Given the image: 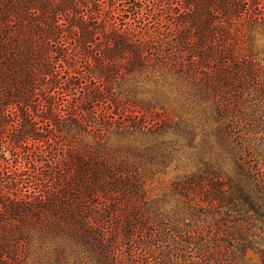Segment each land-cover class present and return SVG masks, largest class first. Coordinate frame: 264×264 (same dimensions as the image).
<instances>
[{"label": "trees", "instance_id": "16d2710c", "mask_svg": "<svg viewBox=\"0 0 264 264\" xmlns=\"http://www.w3.org/2000/svg\"><path fill=\"white\" fill-rule=\"evenodd\" d=\"M241 22L250 58H237L231 43ZM256 30L264 34V0H0V264H25L33 247L84 264H168L164 244L173 233L196 246L190 264H254L249 251L264 264V47ZM167 77L183 106L210 126L198 170L172 183L193 225L178 232L180 223L150 204L121 211L105 230L116 195L141 202L145 193L138 167L113 160L97 134L140 125L156 136L142 156L149 174L182 150L166 134L194 147L197 127L164 105ZM148 115L155 125L144 126ZM53 133L69 147L44 160L48 148L38 145H53ZM26 146L40 157L43 181L61 165L56 192H23ZM100 198L103 212L86 210Z\"/></svg>", "mask_w": 264, "mask_h": 264}, {"label": "rangeland", "instance_id": "374dc122", "mask_svg": "<svg viewBox=\"0 0 264 264\" xmlns=\"http://www.w3.org/2000/svg\"><path fill=\"white\" fill-rule=\"evenodd\" d=\"M178 12L177 7L173 9L172 17ZM147 14L144 15V18ZM171 17V18H172ZM142 19V18H141ZM140 19V20H141ZM139 20V21H140ZM147 22L146 20H141ZM139 25V23H137ZM156 23L151 21L149 26L153 27ZM148 26V27H149ZM247 26L244 22L239 24H235L232 27V37L231 43L235 46V54L237 58H250V42L247 39ZM254 35L257 38V43L262 48L264 47V34L260 30H256ZM252 53V52H251ZM151 56V55H150ZM157 56L156 53H153V56ZM195 71L198 73L199 68H196ZM204 72V71H203ZM168 83L162 87V91L165 92L166 98L164 99V105L171 110L170 112L173 114H177L185 119H190V122L193 123L197 127L198 135L195 137L194 142L197 144V147H190L189 140L177 136L174 133H168L164 136L166 139H178L182 147V150L179 154H177L176 160L170 164L165 170L157 172L155 174H149L147 168L144 166L145 157H142L147 153L148 147L155 143V140L158 139L156 136L151 134L144 133L140 128L141 126H137L138 128H129V131L122 132L116 131L106 134H97V139H100L102 142L106 143V149L110 153V156L113 160L119 161L121 158L129 159L136 165L138 168L136 171L133 169V173H139L142 176L143 180V190L145 193V198L141 199V202L138 200H130L127 196H123L122 194L116 195L115 205L116 212L111 218L107 220L106 223L103 224L105 230H109L111 224H114V220L119 219L121 216V211H126L128 207H135L137 210L142 207H148V205L152 204L157 206L160 212L168 215V221H174L175 223H180L178 226V232L184 227L183 224L191 223L193 225V221L187 209L183 206L182 201L172 193V183L176 178L182 177L184 174L192 173L198 170L200 166L198 155L202 153L201 148L204 146V133L203 131L209 130V125H204L200 120L201 116L198 114H193L190 110L183 106L182 101L180 102L178 98L175 96L173 92L175 90V86L177 81L172 80V77H167ZM155 88L154 86H151ZM149 86L148 88L151 89ZM144 91L145 97H150L152 92L149 89ZM82 92H84L82 90ZM73 93V92H71ZM71 93H67L64 95V103L66 106L64 109H68V101L72 99ZM142 96V95H141ZM103 110L110 111L113 107L112 104L107 102L101 105ZM175 120H179L180 117H174ZM144 126L150 127L155 125V121L151 116H146L143 119ZM41 128H48L41 121L39 122ZM53 145L50 144H41L38 145L39 149L48 148L49 153H44L47 157H44V160L55 161L56 158L63 156L64 151L69 147L68 144L61 139L62 135L58 133L51 134ZM41 146V148H40ZM147 149V150H146ZM47 150V149H46ZM208 157V156H207ZM22 165L26 166V171L23 173V181L20 182V186L24 189L23 192L27 194L28 198H33L34 196H41V189H47L50 193H54L58 190L57 182L55 181V175H60L62 172V167L59 163L54 164L53 170L50 171L48 179L43 181L41 177L37 176L38 167L35 161L39 160L38 154L33 152L30 146L25 147V152H22ZM51 164L46 165V169H49ZM14 170V167L11 168ZM51 169V168H50ZM57 171V172H56ZM59 171V173H58ZM56 173V174H55ZM12 177L16 178L17 175L12 174ZM21 178V176H19ZM55 181V182H54ZM16 187V186H15ZM135 202H139L138 205ZM86 210L90 212V207L92 206L94 213L96 210L103 212L104 208L108 206L107 199L100 198L96 199L90 204H86ZM142 216L144 220L151 221L153 215L148 212H142ZM112 219V220H111ZM173 236H169L167 238V243L164 240L160 241L161 243H165V253L169 255L168 264H190L193 260H196V252L197 248L195 245H190L189 247L185 246V244L181 243L182 240L180 238L179 233H173ZM246 257H251L252 262L254 264H262L260 256L252 251L248 252ZM240 262V261H239ZM25 264H84V261L78 260L75 254H68L66 258H60L55 250L49 251H40L35 247L32 248L29 257L26 260Z\"/></svg>", "mask_w": 264, "mask_h": 264}]
</instances>
